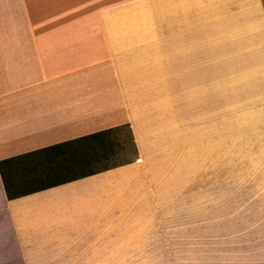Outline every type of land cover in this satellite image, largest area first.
<instances>
[{"label":"crops","instance_id":"crops-1","mask_svg":"<svg viewBox=\"0 0 264 264\" xmlns=\"http://www.w3.org/2000/svg\"><path fill=\"white\" fill-rule=\"evenodd\" d=\"M217 109L227 234L201 235ZM111 129L137 157L12 199L0 169V264H162L218 236L207 261L264 264V0H0V162ZM75 147L16 165L15 189L95 155Z\"/></svg>","mask_w":264,"mask_h":264},{"label":"rangeland","instance_id":"rangeland-1","mask_svg":"<svg viewBox=\"0 0 264 264\" xmlns=\"http://www.w3.org/2000/svg\"><path fill=\"white\" fill-rule=\"evenodd\" d=\"M227 115V111H226ZM223 110H216L215 124V140L210 143L201 142V151L199 157H194L192 164L199 166L200 173L193 175L201 182L198 221L194 223V228L199 229L201 235L204 233L215 232L216 234H227V116ZM226 118V120H225ZM226 121V123H225ZM112 148H119L116 156L109 158H99L90 165L80 167L79 172L91 171L105 168L107 166H115L128 162L134 158L133 147L130 135L127 130H123L120 134H115L111 139ZM118 143V145H117ZM77 169L69 170L64 173L55 174L43 180L26 182L20 184L15 190L17 193L27 192L38 186L45 185L53 181L75 176ZM16 179V178H15ZM262 206H257L258 210ZM258 219V216L256 220ZM201 245L195 252L167 254L166 260L162 264H216V261L209 259H217L218 254H227V238L222 236L214 238H200ZM205 242H210V248L205 249V253L201 252ZM208 245V244H207ZM206 246V244H205ZM207 258H205V256ZM165 259V257H164ZM209 262V263H208Z\"/></svg>","mask_w":264,"mask_h":264},{"label":"trees","instance_id":"trees-1","mask_svg":"<svg viewBox=\"0 0 264 264\" xmlns=\"http://www.w3.org/2000/svg\"><path fill=\"white\" fill-rule=\"evenodd\" d=\"M119 130L120 129H111V130L99 132V133H96V134H93V135L78 139V140L70 142V143L57 145L55 147L44 149V150H41V151L36 152V153H32V154H29V155H25V156L13 158V159H8V160L0 162V169H1V173H2L3 179L5 181V187H6V190H7L8 197L10 199H12V198H16L17 196H19L16 193V191H15L16 190L15 189V187H16L15 182H12V172L14 171V167L16 165L18 166L21 163H24L25 165H28V159L30 157H33L35 154H39V155H43L44 154L45 157H49L47 159V161L53 162V160L57 156L66 154L63 151V147H65V146H76L75 148L80 147L79 149H82V148L85 149V147H87L86 149L88 151L95 153V155H93L91 157L90 156L87 157V158H83L82 157L81 159H78V160L75 157L69 158V161H72V162L69 163L70 165H68V166L66 165V167H71L72 168V166L76 165V164H79V165H81V164H83V165L90 164V162L93 160V158L97 159L96 156H98V158L101 157V156H104L105 158H107V156L111 152V150L114 149L110 145V143H112L110 139L115 134H117V132ZM117 145H118V143H117ZM75 150L76 149H74L72 151L73 153L72 152L71 153L74 154ZM137 155H138L137 154V150H135L134 151V156L137 157ZM55 174L56 173L49 174L48 177H52ZM89 175H91V174L82 175V177L89 176Z\"/></svg>","mask_w":264,"mask_h":264}]
</instances>
